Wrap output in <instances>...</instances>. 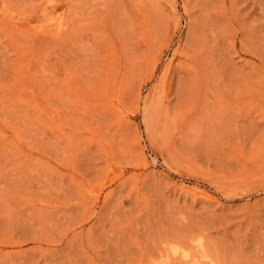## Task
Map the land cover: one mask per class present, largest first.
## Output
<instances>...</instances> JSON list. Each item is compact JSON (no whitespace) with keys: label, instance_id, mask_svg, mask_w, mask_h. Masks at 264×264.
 <instances>
[{"label":"rangeland","instance_id":"1","mask_svg":"<svg viewBox=\"0 0 264 264\" xmlns=\"http://www.w3.org/2000/svg\"><path fill=\"white\" fill-rule=\"evenodd\" d=\"M0 264H264V0H0Z\"/></svg>","mask_w":264,"mask_h":264},{"label":"bare ground","instance_id":"2","mask_svg":"<svg viewBox=\"0 0 264 264\" xmlns=\"http://www.w3.org/2000/svg\"><path fill=\"white\" fill-rule=\"evenodd\" d=\"M180 249V248H179ZM185 256V255H184ZM166 261V260H165ZM164 262V261H163Z\"/></svg>","mask_w":264,"mask_h":264}]
</instances>
